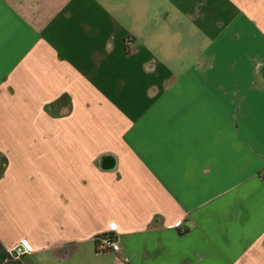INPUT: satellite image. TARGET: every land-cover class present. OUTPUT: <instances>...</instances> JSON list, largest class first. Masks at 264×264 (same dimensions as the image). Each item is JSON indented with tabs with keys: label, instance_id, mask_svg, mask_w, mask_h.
<instances>
[{
	"label": "crops",
	"instance_id": "crops-1",
	"mask_svg": "<svg viewBox=\"0 0 264 264\" xmlns=\"http://www.w3.org/2000/svg\"><path fill=\"white\" fill-rule=\"evenodd\" d=\"M263 165L264 0H0V264H264Z\"/></svg>",
	"mask_w": 264,
	"mask_h": 264
},
{
	"label": "built area",
	"instance_id": "built-area-1",
	"mask_svg": "<svg viewBox=\"0 0 264 264\" xmlns=\"http://www.w3.org/2000/svg\"><path fill=\"white\" fill-rule=\"evenodd\" d=\"M179 223H180V221H177L175 224L178 225ZM113 226L115 227L114 223H111L109 225L110 232L98 234V235H101V238H100L101 247H98L99 250H102V251L111 250L114 252L119 251V249H120L119 244L117 243V241L115 239V235L111 232V230L114 229ZM30 250H31V245L28 244L25 240H23L14 247L13 253L15 255H20V254L27 252V251H30Z\"/></svg>",
	"mask_w": 264,
	"mask_h": 264
},
{
	"label": "trees",
	"instance_id": "trees-1",
	"mask_svg": "<svg viewBox=\"0 0 264 264\" xmlns=\"http://www.w3.org/2000/svg\"><path fill=\"white\" fill-rule=\"evenodd\" d=\"M261 176L264 179V165H263L262 170H261ZM100 238H101V235H95V237H94V245H95V248L97 250H98V247H101Z\"/></svg>",
	"mask_w": 264,
	"mask_h": 264
},
{
	"label": "snow or ice",
	"instance_id": "snow-or-ice-1",
	"mask_svg": "<svg viewBox=\"0 0 264 264\" xmlns=\"http://www.w3.org/2000/svg\"><path fill=\"white\" fill-rule=\"evenodd\" d=\"M114 227V226H113Z\"/></svg>",
	"mask_w": 264,
	"mask_h": 264
}]
</instances>
